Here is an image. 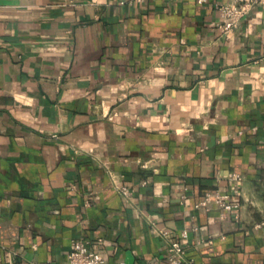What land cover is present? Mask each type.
Masks as SVG:
<instances>
[{"label":"crops","instance_id":"0c3cea01","mask_svg":"<svg viewBox=\"0 0 264 264\" xmlns=\"http://www.w3.org/2000/svg\"><path fill=\"white\" fill-rule=\"evenodd\" d=\"M233 1L0 0V264H264V6L227 37Z\"/></svg>","mask_w":264,"mask_h":264},{"label":"built area","instance_id":"2783aa9c","mask_svg":"<svg viewBox=\"0 0 264 264\" xmlns=\"http://www.w3.org/2000/svg\"><path fill=\"white\" fill-rule=\"evenodd\" d=\"M203 1L199 0L200 3ZM262 6H264V0H234L229 4L218 5L217 10L221 18L219 28L224 35L231 36L253 8ZM226 178L234 185H238L242 181L239 174H229ZM117 190L125 200L131 195V190L126 187H120ZM209 203L220 209L222 218L230 215L235 222L239 220L240 204L230 194H222L218 191L207 193L195 208H206ZM262 226H264V221L259 225H255L254 228L259 229ZM186 237L187 233L182 231L180 238L185 239ZM67 259L68 264H105L104 260L90 248L89 243L84 241H74L72 243ZM163 259L166 264H192L185 259V248L178 240L168 244ZM162 262L155 259L151 264H161Z\"/></svg>","mask_w":264,"mask_h":264}]
</instances>
